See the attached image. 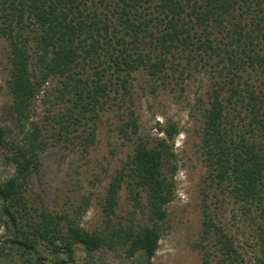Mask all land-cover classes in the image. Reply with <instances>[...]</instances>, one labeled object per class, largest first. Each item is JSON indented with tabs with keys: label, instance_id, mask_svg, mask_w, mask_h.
Listing matches in <instances>:
<instances>
[{
	"label": "trees",
	"instance_id": "16d2710c",
	"mask_svg": "<svg viewBox=\"0 0 264 264\" xmlns=\"http://www.w3.org/2000/svg\"><path fill=\"white\" fill-rule=\"evenodd\" d=\"M0 39L7 45L5 84L19 125L46 82L55 83V101L66 102L65 111L52 117L57 128L48 137L31 121L21 141L5 142L0 126V146L15 168L0 181L6 237L0 256L16 255L22 264H79L78 246L88 256L119 247L153 264L166 207L175 197L176 123L161 126L152 143L138 140L115 170L101 205V229L80 225L88 201L69 217L31 205L28 184L49 139H67L83 128L91 145L96 123L112 104L126 105L120 131L137 133L128 103L135 74L145 76L155 93L199 73L207 77L196 107L202 162L256 225L252 264H264V0H0ZM122 188L135 206L145 196V223L113 220ZM203 225V263L210 255L201 244L213 230L222 263L235 264L234 238L209 218Z\"/></svg>",
	"mask_w": 264,
	"mask_h": 264
},
{
	"label": "rangeland",
	"instance_id": "374dc122",
	"mask_svg": "<svg viewBox=\"0 0 264 264\" xmlns=\"http://www.w3.org/2000/svg\"><path fill=\"white\" fill-rule=\"evenodd\" d=\"M6 42L0 39V126L5 132V142L21 141L24 132L33 124L41 127V135L48 137L57 125L52 117L58 118L65 111V101H55L54 82H46L33 102V111L27 121L17 123L11 109L5 80L7 77ZM207 77L196 73L185 82L164 90L151 92L145 76L135 74L132 83L130 109L136 120V134L125 135L120 124L127 113L126 105L117 108L111 105L103 112L94 130L91 145L85 139L88 131L78 128L68 138H51L49 146L41 154L40 167L31 176L27 198L31 205L49 211L74 216L76 207L89 206L79 222L87 230L104 227L101 205L106 188L115 170L133 151L138 140L154 142L161 137L160 127L168 122L178 125L180 132L174 140L178 161L175 175V197L166 207L167 217L162 226L159 247L152 258L153 264H204L206 257L200 245L203 235V221L206 218L220 226L234 238L240 255L235 264H252L258 254L256 225L243 216L240 207L211 178L198 147L196 128L199 118L198 97L201 95ZM49 110V112H48ZM55 126V128H54ZM54 128V129H53ZM87 129V127H85ZM128 136V137H127ZM4 142V144H5ZM3 147L0 146V181L15 173L12 164L7 163ZM141 205L135 206L128 198L126 189L119 193L116 218L126 223L129 219L143 224L146 221L145 196ZM201 246L208 250V264H224L225 256L217 251L213 230ZM6 238L0 228V240ZM76 260L79 264H143L145 259L136 254L128 257L119 247H101L89 256L81 246L77 247ZM227 262L226 264H228ZM0 264H22L15 256H0Z\"/></svg>",
	"mask_w": 264,
	"mask_h": 264
}]
</instances>
